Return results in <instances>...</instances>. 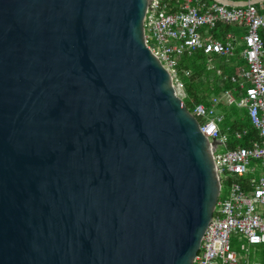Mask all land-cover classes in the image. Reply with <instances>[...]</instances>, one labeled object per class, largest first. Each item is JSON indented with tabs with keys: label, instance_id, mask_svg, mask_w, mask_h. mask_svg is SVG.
I'll use <instances>...</instances> for the list:
<instances>
[{
	"label": "water",
	"instance_id": "1",
	"mask_svg": "<svg viewBox=\"0 0 264 264\" xmlns=\"http://www.w3.org/2000/svg\"><path fill=\"white\" fill-rule=\"evenodd\" d=\"M146 7L0 0V264H193L218 180Z\"/></svg>",
	"mask_w": 264,
	"mask_h": 264
},
{
	"label": "built area",
	"instance_id": "2",
	"mask_svg": "<svg viewBox=\"0 0 264 264\" xmlns=\"http://www.w3.org/2000/svg\"><path fill=\"white\" fill-rule=\"evenodd\" d=\"M218 23L242 28L241 41L212 40L210 30ZM142 25L145 45L169 74L183 104L178 59L197 51L207 58L233 56L241 46L240 63L235 62L230 77L236 88L213 97L208 107L186 108L208 141L219 187L193 264H264V0H147ZM222 104L246 110L256 131L246 146L227 145L229 129L220 128L223 116L216 111ZM246 135V130L236 131L231 140ZM212 140L217 142L214 147ZM220 146L224 152H218Z\"/></svg>",
	"mask_w": 264,
	"mask_h": 264
},
{
	"label": "trees",
	"instance_id": "3",
	"mask_svg": "<svg viewBox=\"0 0 264 264\" xmlns=\"http://www.w3.org/2000/svg\"><path fill=\"white\" fill-rule=\"evenodd\" d=\"M261 38L264 45V34H261ZM213 63H215L214 69L210 68ZM226 63L227 60L223 57L213 55L211 58H206L201 52L191 56L185 55L179 59L178 71L186 95L183 102L189 111L197 104H203L208 107L213 97L219 96L223 91H232L236 88V84L230 81V77L235 72L234 68L227 67ZM216 68L217 70L215 71ZM218 70L220 71V76L217 74ZM184 72L188 74L185 75ZM209 74H211L210 78ZM232 94L235 97L238 96L237 91H233ZM217 108L223 116L220 126L223 127L222 124L224 122L229 129L230 142H227V145L230 148L237 144L246 146L248 139L256 136V131L251 126L246 110L234 105L226 106L223 104ZM244 130L247 131L245 137L237 141L231 140L234 132Z\"/></svg>",
	"mask_w": 264,
	"mask_h": 264
},
{
	"label": "crops",
	"instance_id": "4",
	"mask_svg": "<svg viewBox=\"0 0 264 264\" xmlns=\"http://www.w3.org/2000/svg\"><path fill=\"white\" fill-rule=\"evenodd\" d=\"M207 2H209V1H213L214 2V0H206ZM219 1H222V2H226V3H229V2H233V1H235V0H219ZM226 26H227V29H226ZM228 26H232V25H225V24H216V26L213 28V29H211L210 30V34H211V39L212 40H217V41H225L226 39L228 40V39H231L232 41H234V42H240L241 40L240 39H238L240 36H237V35H235V34H233V33H231L229 30H228ZM262 34V33H261ZM236 48H238L237 50H236V52H235V54L233 55V56H228V57H224V56H220V55H218V56H220V57H223V58H225L226 60H227V63H226V66L227 67H233L234 68V70H235V66H234V64H235V62H237L238 61V63H240V60H239V51L241 50V46H236ZM200 52L199 51H197V52H195L194 54H199ZM194 54H192V55H194ZM191 56V55H190ZM213 56V55H212ZM206 57V56H205ZM181 58V57H180ZM179 58V59H180ZM207 58V57H206ZM209 58H211V56L209 57ZM179 59H178V62H179ZM211 67L210 68H212V69H214V67H215V65L214 64H211L210 65ZM217 70V68L215 69V71ZM217 74L220 76V71L218 70L217 71ZM185 75H187V74H185ZM218 82H219V80H218Z\"/></svg>",
	"mask_w": 264,
	"mask_h": 264
},
{
	"label": "rangeland",
	"instance_id": "5",
	"mask_svg": "<svg viewBox=\"0 0 264 264\" xmlns=\"http://www.w3.org/2000/svg\"><path fill=\"white\" fill-rule=\"evenodd\" d=\"M228 30L231 32V33H233V34H235V35H237V36H240L238 39H240L241 40V38H242V35H243V30H242V28H239V27H237V26H228ZM213 64H215V63H213ZM211 67V66H210ZM211 77V74H209V78ZM216 111L217 112H219V110L218 109H216ZM222 126L223 127H221L223 130L224 129H226L228 126L226 125V123H224L223 122V124H222ZM228 133V132H227ZM225 151V149L224 148H222L221 146L220 147H218V152H224ZM224 191H225V189H224ZM254 259H257V258H254Z\"/></svg>",
	"mask_w": 264,
	"mask_h": 264
}]
</instances>
